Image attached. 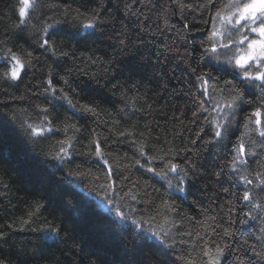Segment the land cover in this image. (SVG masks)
<instances>
[{"label":"trees","instance_id":"16d2710c","mask_svg":"<svg viewBox=\"0 0 264 264\" xmlns=\"http://www.w3.org/2000/svg\"><path fill=\"white\" fill-rule=\"evenodd\" d=\"M47 2L60 6L68 3L73 9L80 7V0H47ZM125 2L126 0H111L106 15L116 18L117 23L114 26L116 30L120 29L121 21L124 25H132L130 32L133 42H137L136 37L139 35L145 42V47L132 48L123 53L114 52L113 41L108 39L111 35V26L103 36L99 33L86 34V31L91 30L83 29L79 30L77 35L75 28L58 26V29L63 30L56 33V39L63 43V51L75 53V65L83 67L84 71L89 73L83 75L75 70L73 56L52 57L50 54L36 51L35 37L31 30L12 27L17 23V14L13 11L16 0H0V41L5 42L0 44V56L4 55L5 48H12L18 55H22L26 50L40 57L38 63H34L32 68H27L22 73L19 81L0 78V124L3 125L0 130V225L9 224L12 219L24 216L33 202L40 201L45 207L41 210L40 220L32 227L40 226L45 222L54 226L64 225L65 231L72 237L63 242L62 239H54L49 240L45 245H40L34 240L29 242V238L35 234L16 232L6 244L0 246V258L5 259L9 264H68V246L72 244L73 239L79 242L83 249L85 259L82 264H88V259L93 260L95 264H187L189 258L198 257L199 249L193 252L191 244L181 243V240H187L188 237L178 233L194 231L198 227V221L203 222L208 216L217 215L221 207L228 203L237 209L232 217L234 220L245 218L243 213L247 212L248 208L243 207V202L235 198V194L244 191L243 185H240L227 169L218 177L214 175L229 158L231 144L227 150L221 145L208 144L211 131L204 125L203 118L198 120L196 125L191 124L192 112L196 110L193 107V99L198 93L188 66L182 63L179 57L171 58L166 62L162 58L160 65L155 64L154 53L159 52L161 44L178 48L180 53L186 50L194 51V56H198L203 51L201 44L207 41L210 35L212 25L209 12L182 11L172 4L171 0H140L133 7L139 14V22H143L144 17L149 18L143 24L149 31L137 33L134 30L135 25L139 23L136 17L123 15ZM180 2L202 5L205 0H180ZM165 13L169 26H174L171 31L165 30ZM44 15H56L57 18H62L48 9L44 10ZM205 21L209 22L205 23ZM184 24H194L196 28L203 29L204 31L195 33L199 39L193 41L190 37L187 42L182 40L177 34L183 35ZM152 32L157 33L154 39L151 36ZM81 52L87 53L94 59L100 57L105 62L114 59L115 63L111 65L113 71L105 77L102 64L85 67L79 59ZM192 66H198L201 71L212 72L213 77L220 81L233 79L231 68L220 71L219 66L207 58L198 62L193 60ZM7 67V63L0 60V73H3ZM70 68L73 69L72 87L79 93L72 97L74 102L80 105L90 102L98 105L99 124L96 123V117L84 113L74 114L66 103L54 100L50 93L43 92L42 82L47 79L48 71L62 76L65 75V70ZM111 75H115L116 79L111 80ZM240 79L237 78V83L244 89L245 99L254 100L259 92L240 84ZM117 81L122 85L138 82L137 91L145 99L134 103L135 107L142 111H137L134 115L131 110H128L126 115L117 111L124 107L120 90L118 89L115 94L111 90V84ZM53 84L57 87L62 86L58 77L53 80ZM165 88L167 91L164 90ZM127 95L132 98L136 92L130 91ZM37 106L49 108L51 113L49 119L56 116L58 121H62L67 117L69 122L75 123L83 130L79 135V142L75 144V152L64 163L53 159L58 148L57 141L64 139L62 132L46 133L43 137L33 138L26 130L25 124L39 125L43 118ZM241 109L238 119L243 124L241 118L251 111V107L242 104ZM115 121L120 122L116 127H114ZM130 123H138L140 126L138 131L144 132L146 136L150 135L153 143L155 138L159 137L160 146L167 144L169 148L180 149L181 155L174 157V162L183 165L186 159L194 160L197 168L204 171L205 175L190 174V178L182 185L185 191L178 192L169 189L166 180L147 172L144 167L133 166L134 160L140 157L129 141L120 143L116 136L118 130L128 128ZM200 127H205V133L193 145L190 141L195 140V134ZM92 128H96L101 137L116 141V143L110 142L105 148L106 158L110 159V163L127 153L126 158L118 161V170L114 167L112 179L115 180L117 189L122 188L123 192L132 189L137 201L125 199L122 202L123 207L128 210L135 209V216L132 219H143L144 224H149V218L153 216L156 218L150 222L152 225L165 223V217L174 221L175 226L168 224L169 229H172L171 237L176 241L173 248H165L154 240L144 239L143 237L147 235L141 233L137 225L121 221L115 214L103 210L99 205L98 202L107 203L110 198L119 202V196H113L109 190L106 197L105 192L101 190V185L106 183L102 162L94 157L81 155L86 151L81 145L88 143V130ZM234 131L239 135L244 129L240 128L238 131L234 129ZM230 139L235 142V136H231ZM137 142H140L139 137ZM184 148L192 151L184 153ZM152 154V152L148 153L149 156ZM140 159L143 164H148V161ZM151 166L158 171L162 168L159 161ZM252 168H255V165H252ZM70 171L73 172L72 175H68ZM77 171L90 174L79 176L76 175ZM173 178L174 175L169 176V179L177 183ZM132 182H136L138 187L132 188ZM223 189H228V192L225 193ZM256 191L259 192V189ZM149 201L154 203L149 206ZM161 201L173 205L175 211L165 212ZM157 206H159V215H157ZM202 209H207V212ZM223 211L226 213L227 207H224ZM181 221H183L182 226ZM217 222L229 227L227 220L220 219L219 216ZM249 222L257 225L260 223L251 220ZM232 227L237 230L240 241L248 239L249 231H253L247 225L238 222ZM63 236L64 233H61V238ZM229 264H231L230 260Z\"/></svg>","mask_w":264,"mask_h":264},{"label":"snow or ice","instance_id":"6c2138e0","mask_svg":"<svg viewBox=\"0 0 264 264\" xmlns=\"http://www.w3.org/2000/svg\"><path fill=\"white\" fill-rule=\"evenodd\" d=\"M110 2L111 0H80V7L73 9L68 3L60 6L48 3L47 0H16L13 11L17 14V23L12 27L15 29L29 28L35 37L34 46L36 51L41 54H50L52 57H69L71 55L74 58V65L75 53L63 51V43L56 39V33L63 30L58 29L59 25L77 29V35H79V30L83 29L91 30L90 32L86 31V34L96 35L99 33L101 36L111 26V35L108 36V39L113 41L114 52L123 53L130 51L132 48L145 47V42L139 35L136 37L137 42H133L130 32L132 25H124L121 21L120 29H115L116 18L106 15ZM139 2L140 0H126L123 15L125 17H136L139 22V14L133 7ZM171 3L178 6L182 11L207 10L212 25L210 35L208 40L201 44L203 51L198 56H194V51L186 50L184 53H180L178 48L174 49L171 45L161 44L159 52L154 53L156 55L155 64L160 65L162 58L166 62L171 58L179 57L180 61L188 66L190 75L194 77L193 83L198 93V96L193 99V107L196 110L192 112L191 124L196 125L198 120L203 118L204 125L211 131V138L207 141L208 144L221 145L225 150L231 144L229 158L220 167L219 172L214 175L218 177L224 174L225 169H227L229 174L244 187V191L235 194V198L243 202V207L248 208V211L243 213L245 218L237 221L232 218L237 209L228 203L221 207L217 215L208 216L207 220L203 222L198 221V227L194 231L178 233L181 236L188 237L187 240H181V243L191 244L193 252L199 249L198 257L189 258L187 264H229V260L231 264H264V195H261V193H264V0H205L202 5L185 4L181 3L180 0H171ZM153 6L155 7V5ZM45 9L56 12L62 18H57L56 15H44ZM148 19V17H144V21L137 23L134 30L137 33L149 31L143 26ZM208 22L205 21V23ZM164 25L165 30L168 31H171V28L174 27L169 26L166 13L164 14ZM157 31L160 30L157 29ZM202 31L204 30L196 28L194 24H184L183 35L181 36L179 33L177 35L185 42L190 37L195 41L199 39L195 33ZM156 35V32L151 33L153 39ZM3 43L5 42L0 41V44ZM205 58L215 60L220 71L231 68L233 79L220 81L213 77L212 72L201 71L198 66H192L193 60L198 62L205 60ZM79 59L85 67L102 64L105 77L111 74L113 71L111 65L115 63L114 59L106 62L100 57L94 59L85 52L80 53ZM0 60H4L8 65L7 69L0 73V78L16 82L22 78V73L27 68H32L34 63L39 62L40 57L26 50L22 55H18L12 48H5L4 55L0 56ZM75 70L83 75H89L79 65H75ZM46 75L47 79L42 82L44 93H50L54 100L66 103L74 114L84 113L96 117V123L99 124L98 105L92 102L80 105L78 102H74L72 98L79 95L72 87L73 69H66L65 75L62 76H58L52 71H48ZM57 77L62 82V86H54L53 80ZM237 78H241L239 80L240 84H244L248 89H256L259 95L254 100L251 98L246 100L245 91L238 85ZM115 79V75H111V80ZM111 80H109V83H111ZM137 83L122 85L117 81L111 84L113 94L119 89V94L124 102V107L117 110L119 113L126 115L128 110H131L134 115L137 111H142V109H137L134 103V101L145 99L137 91ZM164 90L167 91V88ZM130 91L136 92V95L132 98L127 95ZM242 104L251 107V111L241 118L243 124L238 119ZM37 108L43 118L40 120L39 125L25 124L26 130L33 138L43 137L46 133L62 132L64 139L57 141L58 148L53 159L64 163L75 152V144L79 142V135L82 134L83 130L77 127L75 123L69 122L67 117L62 121H58L56 116L49 119L51 113L46 106H37ZM54 121L58 122L54 123ZM119 123V121H115L114 127L118 126ZM105 126H107V122H105ZM139 127L138 123H130L128 128L116 132L120 143L129 141L137 156L148 161L146 165L141 162L140 158H136L133 166L144 167L147 172L166 180L169 189L178 192L185 191L182 185L190 178V174L191 176L205 175L204 171L197 168L194 160L186 159L183 165L174 162V157L180 156L181 150L175 147L169 148L167 144L160 146L159 137H156L155 143H153L150 135L146 136L144 132L138 131ZM2 128L3 125L0 124V130ZM240 128H243L244 131H240L239 135H236L234 129L238 131ZM88 132V143L81 145L86 148V151L81 155L94 157L102 162L101 166L105 169L106 183L101 185V190L105 192L106 197L109 190L113 196H119V202L109 199L108 203L114 205L116 217L121 221H128L130 216L122 210V202L125 199L136 202L137 196L132 194V189L127 192H123L122 188L117 189L116 182L112 179L114 167L118 170V161L126 158L127 153L124 157H117L116 160L110 163V159L106 158L105 148L108 147L110 142L116 143V141H109L108 137H101L96 128L89 129ZM204 133L205 127H200L195 134V140L190 142L195 145ZM231 136H235L234 143L230 139ZM137 137H139V143ZM191 151L192 149H183L184 153ZM149 152L153 154L149 156ZM157 161L162 164L159 171L151 166ZM252 165H255V168H252ZM72 174L71 171L68 173V175ZM89 174L81 171L76 172V175L79 176ZM170 175H174V179L177 181L175 185L169 179ZM137 187L138 184L132 182V188ZM257 189H259V192L256 191ZM223 191L227 193L228 189H223ZM121 192L123 195H119ZM148 203L151 206L154 201ZM161 204L164 206L165 212L175 211L173 205L164 201H161ZM44 207V203L35 201L29 206L24 216L12 219L9 224L0 225V246L6 244L16 232L35 234L29 238V242L34 240L40 245H45L49 240L54 239H62V242L72 239L69 233L65 231L64 225L54 226L49 222H45L40 226L32 227L40 220L41 210ZM224 207H227L226 213L223 211ZM202 211L207 212V209H202ZM129 212L134 214L136 210L130 208ZM159 214V206H157V215ZM218 216L220 219H226L229 227H224L222 223L217 222ZM155 218V216L149 218L147 229L143 227L145 223L143 219H131V223L137 225L141 233L151 234L143 237L144 239L155 238L165 248H173L176 241L171 237L172 229H168V231H165L164 228H161L160 231L151 229L150 222ZM164 219L165 227L170 223L175 226L174 221L169 220L167 217ZM250 220L253 222L259 221L260 223L258 225L255 223L250 224ZM237 222L253 229V231H249L248 239L243 241L238 239L237 230L232 227ZM180 224L182 226L183 221ZM256 232L259 234H255ZM61 233H64L63 238H61ZM169 240L172 242L168 243ZM237 244H239V247H237ZM68 253V264H82L85 259L83 249L79 242L74 239L72 244L68 246ZM0 264H9V262L0 258ZM88 264H95V262L88 259Z\"/></svg>","mask_w":264,"mask_h":264},{"label":"rangeland","instance_id":"374dc122","mask_svg":"<svg viewBox=\"0 0 264 264\" xmlns=\"http://www.w3.org/2000/svg\"><path fill=\"white\" fill-rule=\"evenodd\" d=\"M211 27H212V26H211ZM212 61L216 64V61H215V60H212ZM173 179H174V178H173ZM174 181H176V180L174 179ZM172 183H173V185L176 184V183H174L173 181H172ZM110 199H111V198H110ZM114 200H115V199H114ZM98 203H99V205L102 207L103 210H105V211H107V212H109V213H111V214H112V213L115 214V207H114V205L109 204L108 202H107V203L98 202ZM122 210H123L126 214H129L130 219L128 220V222L131 223V219H132L135 215H134L133 213L129 212L128 208L122 207ZM134 219H136V218H134ZM136 220H138V219H136ZM137 227H138V226H137ZM143 227H144L145 229H147V228L149 227V224H143ZM161 228H164L165 231H168V229H169L168 225H167V227H165V223H162V224H160V225H152V224H151V229H152L153 231H160ZM144 234L147 235V236L151 235L150 233H147V232H145ZM151 240H154V241H156L157 243H159V241L156 240L155 238H153V239H151ZM168 242L170 243L171 241L169 240Z\"/></svg>","mask_w":264,"mask_h":264}]
</instances>
